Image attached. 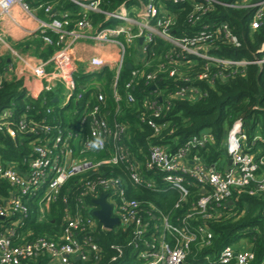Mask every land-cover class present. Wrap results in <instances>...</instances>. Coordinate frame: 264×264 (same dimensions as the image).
I'll list each match as a JSON object with an SVG mask.
<instances>
[{
	"label": "built area",
	"instance_id": "built-area-1",
	"mask_svg": "<svg viewBox=\"0 0 264 264\" xmlns=\"http://www.w3.org/2000/svg\"><path fill=\"white\" fill-rule=\"evenodd\" d=\"M70 1L81 9L76 20L68 11L60 17L55 16L51 3L0 0V20H8L27 35L40 33L49 44H53V39L48 33L53 31L58 34L56 45L60 47L50 59L33 61L12 48L0 33V40L23 67L22 70H6V73H15L17 80L25 82L27 79L38 80V86L22 82L24 94L34 99L44 92H53L57 81L65 89L61 106L46 108L47 115L54 114L52 119L43 116L40 111L23 113L18 117L12 109L0 113V130L14 140L28 137L31 146L30 157L25 159L26 170L0 160V182L4 180L10 186L9 194L0 197V219L4 222L0 224V264H24V261L40 255L47 256L49 264H96L102 258V247L91 233L99 228L131 235L125 244L110 245L116 252L111 261L124 259L129 251L135 264H203L189 262L188 256L194 244L212 246L214 232L208 222L227 215L228 206L235 205L243 193L264 195V155L245 148L248 136L243 122H239L229 131L225 142L227 161L232 160L230 164H207L196 153L197 149L214 140L210 132L194 135L174 152L154 144L144 162L136 159L120 142L127 125L115 118L111 122L104 111L107 96L101 88L94 103L87 101L81 110L73 111L75 120L72 122L65 120L61 111L57 113L56 108L62 110L83 99L84 90L77 87L76 65L69 50L81 40L119 48L118 62L114 67L110 66L116 70L113 97L117 104L122 96L116 84L124 68L128 48L141 38L148 53L157 37L172 45L166 57L174 65L166 67L161 64L157 69L168 70L171 77L180 76L179 59H186L184 62L188 65L204 63V70H237L248 65L264 67V44L258 50L262 54L259 57H229L222 53L224 47L229 44L239 47L238 36L227 22L204 20V16L213 12L216 5L230 8L246 6L251 8L250 27L256 30L264 19V0H241L240 3L221 0H127L113 10L103 8V0ZM186 3L192 8L188 16L192 31L176 34V13L168 5ZM39 9H43L50 19L39 18ZM92 13L102 14L103 20L95 24ZM28 21L37 22L38 26L31 29ZM53 62L55 70H47V65ZM107 63L102 57H92L86 74L99 72L109 66ZM132 70L134 76L146 74L135 67ZM218 75L221 78L224 76L222 71ZM156 76V73L146 74L148 81ZM198 78H206V73L199 74ZM5 79L0 70V86ZM184 81L189 82L190 79L185 78ZM132 83L133 80L127 84V89ZM201 95L196 86H185L173 92L170 98L188 96L193 99ZM127 99L135 102L131 92H128ZM167 104L170 106V100ZM148 107L154 117L142 116V120L158 133L168 125L156 120L161 117L164 105L151 101ZM256 139L262 140L260 136ZM107 150L110 154L106 158L90 157L95 151ZM120 164L126 168L128 183L120 176L99 174L103 166ZM86 173L91 176L82 184L84 189L74 206L67 204L64 224L56 238L39 236L17 243L21 240L19 231L30 216V201H38L40 219H43L51 203L59 198L64 185L71 178ZM191 186L201 190V195L187 214L176 221L157 205L152 203L148 206L144 199L130 195L132 187L134 190L176 193L178 198L174 208H179L188 200ZM103 194L111 206L112 217L119 220L111 228L105 227L95 217L94 211L100 206L96 209L87 206L88 199L97 200ZM254 258L251 248L240 242L237 246L226 245L214 258L209 254L205 256L207 264H252Z\"/></svg>",
	"mask_w": 264,
	"mask_h": 264
},
{
	"label": "trees",
	"instance_id": "trees-1",
	"mask_svg": "<svg viewBox=\"0 0 264 264\" xmlns=\"http://www.w3.org/2000/svg\"><path fill=\"white\" fill-rule=\"evenodd\" d=\"M54 0H45L51 2ZM58 9H70L73 13L72 19L79 18L81 9L70 0H58ZM127 0H103L102 7L113 10L119 4ZM224 2L240 3L241 0H221ZM176 13V34L183 31H192V24L188 22V16L192 8L186 4L168 5ZM251 8L240 7L230 8L216 5L213 12L204 16V20H219L227 22L230 29L240 40V46L232 44L224 47L222 53L234 58H254L262 55L258 52L264 44V19L256 30H252L249 24ZM93 21L98 24L103 20L102 14L92 13ZM53 39V44L45 43L41 35L27 38L15 44V48L24 53H31L35 56L48 60L56 48L58 34L49 32ZM172 50V45L167 41L157 37L149 51L143 65L135 67L143 70L144 73H156L154 80L148 81L146 74L133 75L132 69L123 68L120 71L116 89L122 96L119 104L113 97V85L116 78V70L110 66L103 67L94 74L79 72L75 79L77 87L83 89V99L72 102L62 112L65 120L73 121L75 117L73 111L81 110L87 101L94 103L97 93L101 90L106 94L107 100L104 111L109 120L115 118L127 125V130L121 139L130 153L141 161H145L150 147L154 144L162 145L169 151H176L182 144L187 142L194 135L203 132H210L214 140L205 147L196 150V153L203 158L207 164L227 163L225 142L229 131L239 122H243V128L248 139L246 149L254 152L256 145L264 142V67L258 65H248L237 70H204V63L198 65L185 64L186 59L178 60L179 77L169 76L168 70H157L161 64L171 67L174 64L169 62L166 55ZM7 61L3 58L0 68L3 70ZM223 72V78L218 72ZM206 73V78H198L199 74ZM189 78L190 81H184ZM133 80L129 89L127 84ZM96 82V83H95ZM100 83V87L97 83ZM155 86V87H154ZM185 86H196L202 95L197 98L176 97L170 95L177 89ZM128 92L135 97V102L131 103L127 99ZM54 92H44L38 99L26 96L23 92L22 81L5 79L0 86V113L5 109H12L18 117L23 113L35 114L38 111L46 116V108L54 106ZM46 98V101L44 99ZM170 100V106L167 102ZM157 101L164 105L161 117L156 120L159 123L167 122V127L160 132H156L147 122L142 120V116L153 118V114L148 103ZM69 110V114L66 111ZM51 115H47L52 119ZM261 136L262 140L256 139ZM28 137H18L14 140L6 132L0 130V160L4 164H14L20 170H26L25 159L30 157L31 146ZM110 148V147H109ZM109 150L95 151L90 154L93 159H102L109 156ZM99 174L105 176H120L128 183V174L124 164L115 166H103L99 169ZM91 174L71 178L63 187L59 198L52 202L43 219H40V205L37 200L30 201V216L25 226L20 229V238L32 239L39 236L56 238L64 224V212L67 204L74 206L84 189V181ZM9 184L6 181L0 183V197L9 194ZM130 195L137 199H144L148 206L152 203L169 214L173 221L178 217H183L190 210L193 202L201 195V190L191 186L190 195L186 202L179 208H174L177 201L176 193H156L151 190H130ZM66 199V200H65ZM1 201V199H0ZM94 199H88L87 206L98 208ZM0 219V224H3ZM214 232L213 244L210 247H201L199 244L192 245L188 256L191 263L207 264L206 255L211 258L216 257L219 251L226 245L237 246L241 239L247 238L250 248L255 254L252 264H264V195L251 196L243 193L239 196L235 205L228 206V214L214 218L208 222ZM94 239L102 247V258L96 264H135L134 257L128 251L124 259L111 261L115 250L110 248L112 243L125 244L131 235L123 231L101 230L100 228L91 233ZM24 264H49L47 256L40 255L32 260L24 261ZM83 264V263H80Z\"/></svg>",
	"mask_w": 264,
	"mask_h": 264
},
{
	"label": "crops",
	"instance_id": "crops-1",
	"mask_svg": "<svg viewBox=\"0 0 264 264\" xmlns=\"http://www.w3.org/2000/svg\"><path fill=\"white\" fill-rule=\"evenodd\" d=\"M33 2V0H30ZM45 2V0H35L34 3L37 2ZM47 4L51 3L54 6L53 13L55 16L60 17L63 12H70V9H58V0H54L51 2H45ZM73 14V13H72ZM37 15L39 18L43 20H48L50 17L45 13L43 9H39L37 11ZM28 27L29 28H35L38 26L37 22L30 23L28 21ZM53 32V31H49ZM0 33H2V36L5 38V41L14 49L18 50L15 48V44H17L20 41H23L27 38H32L33 36L40 35V33H36L33 35H27V33L24 30H20L17 28L15 25H12L8 20H0ZM55 33V32H53ZM49 34V33H48ZM43 38V37H42ZM45 43H47L45 41ZM49 44V43H47ZM60 49L58 45H56L55 51L52 53V55L48 58L50 59L56 52ZM19 51V50H18ZM21 52V51H20ZM22 53V52H21ZM25 54L27 57H31L33 61H40L43 60L42 58H39L35 56L34 54L31 53H22ZM69 54L72 58V60L75 62L76 65V72H82L85 73L88 70V64L89 61L92 57L97 56V57H102L104 58L108 63L107 65L114 67L115 64L118 62L119 56H120V50L117 46L115 45H98L94 41L91 40H81L77 42L70 50ZM148 52H145V49L143 47V42H140V39L137 40L136 42H133L131 46L128 48V54L125 58V65L124 67L126 68L127 62H131L133 67H137L139 65H143L147 58ZM5 59L7 63L5 64L3 70L0 68L1 71L4 73V77L6 79H17L15 76V73H6V70H22L23 67L21 66V62H18L15 56L11 54V52L8 50L7 46L0 40V62L2 59ZM55 63H50L47 65V70H55ZM128 69V68H127ZM23 83L27 84L28 82L32 83V85L38 86L40 82L35 79H27L22 81ZM96 83V82H95ZM98 85L100 84L99 82L97 83ZM100 87V85H99ZM64 88V85L61 82L57 81L56 88L53 90L55 94V98H53L54 103L61 101V95L60 91L61 89ZM65 90V89H64ZM56 106V105H55ZM66 114H69V111H66ZM261 137V136H260ZM262 138V137H261ZM256 150L254 153L264 155V142H260L259 144L256 145ZM230 164V162H228ZM242 244V243H241Z\"/></svg>",
	"mask_w": 264,
	"mask_h": 264
},
{
	"label": "water",
	"instance_id": "water-1",
	"mask_svg": "<svg viewBox=\"0 0 264 264\" xmlns=\"http://www.w3.org/2000/svg\"><path fill=\"white\" fill-rule=\"evenodd\" d=\"M140 42H143V38L140 39ZM126 68L128 69L133 68V65L131 64V62H127ZM231 161L232 160L230 159L229 162L231 163ZM105 198H106V195L103 194L101 195L99 199L94 201L96 204L100 206L99 209L94 211V215L101 224H103L105 227L111 228L114 224H117L119 220L118 218L112 217L111 206L106 202Z\"/></svg>",
	"mask_w": 264,
	"mask_h": 264
},
{
	"label": "rangeland",
	"instance_id": "rangeland-1",
	"mask_svg": "<svg viewBox=\"0 0 264 264\" xmlns=\"http://www.w3.org/2000/svg\"><path fill=\"white\" fill-rule=\"evenodd\" d=\"M22 53H24V52L22 51ZM60 95H61V101L60 102H57V104H56L57 106H61L62 101L65 99V90H64V88L61 89ZM240 243H242L246 247H250V243L248 242L247 238L241 239Z\"/></svg>",
	"mask_w": 264,
	"mask_h": 264
}]
</instances>
